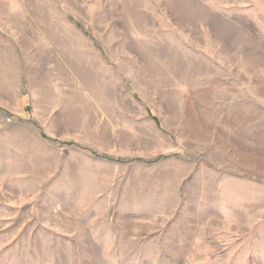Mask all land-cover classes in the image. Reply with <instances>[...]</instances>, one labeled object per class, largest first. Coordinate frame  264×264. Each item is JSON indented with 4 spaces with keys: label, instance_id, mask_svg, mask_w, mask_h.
Masks as SVG:
<instances>
[{
    "label": "rangeland",
    "instance_id": "obj_1",
    "mask_svg": "<svg viewBox=\"0 0 264 264\" xmlns=\"http://www.w3.org/2000/svg\"><path fill=\"white\" fill-rule=\"evenodd\" d=\"M0 264H264V0H0Z\"/></svg>",
    "mask_w": 264,
    "mask_h": 264
}]
</instances>
